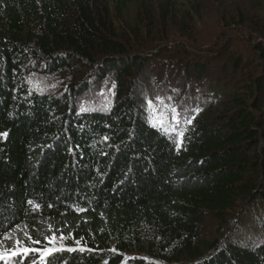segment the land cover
<instances>
[{
	"label": "trees",
	"instance_id": "trees-1",
	"mask_svg": "<svg viewBox=\"0 0 264 264\" xmlns=\"http://www.w3.org/2000/svg\"><path fill=\"white\" fill-rule=\"evenodd\" d=\"M243 7L0 0V251L28 249V264L43 252L37 264H264V44L227 95L190 61L176 69L191 109L179 91L147 107L137 95L209 10L224 37L251 18L264 36L262 6Z\"/></svg>",
	"mask_w": 264,
	"mask_h": 264
},
{
	"label": "rangeland",
	"instance_id": "rangeland-1",
	"mask_svg": "<svg viewBox=\"0 0 264 264\" xmlns=\"http://www.w3.org/2000/svg\"><path fill=\"white\" fill-rule=\"evenodd\" d=\"M223 1L227 6L229 3L234 5L235 4L243 5L245 11L246 9L251 10L254 7V5L256 7L262 6L263 8L262 10H264V0H223ZM213 8L217 9L215 6ZM215 12L216 10L207 11L208 16L204 18L205 21H202L200 23L201 24L200 26H197L199 31H197L196 38H194L191 43L185 41V39H182L181 41H185L187 45L181 46L179 48L177 47L175 50L172 49V51L170 52L171 54L169 55L170 57L166 58L164 62L167 60L170 63L173 62L174 68L165 65V67L159 69L158 66L160 65V61H162L161 57H158V59L157 58L154 59L153 63H149L147 69L144 70L145 72L143 73L142 76L143 81L139 82V84L142 83L141 86L144 85L145 87H141V88L138 87V89L140 88L142 90V93L137 94L142 99V101L140 100L142 102V105L144 104V106H146V102L148 100L149 103H151L154 99H156L155 101L166 102L168 101V98H170V95H172V92H174L175 90L176 93L178 91L181 93L178 100L181 99V97L183 96L182 104L185 105L186 109H191L190 107L194 106L188 102H195L198 100V99L195 100L194 93L196 94V91L191 90L190 92L186 87L180 88L182 86L180 84L184 82L183 80H181L182 76L184 75L183 73L180 72V70L184 68V66L181 65L179 67L180 70L176 68L183 61H190L189 64L190 63L193 65L200 64V66H204L203 71H207L205 75L211 79V82L214 81L215 79H217V81L220 80L218 86L214 90L215 95H218L219 93L222 94L225 93L227 95V93H229L234 88H236L237 84L239 83V79L242 78V75L245 77L247 74H251V72H253L252 70L254 69V67H252V65L257 63V57L253 52L254 46L261 42L264 44V36L260 37L259 35L253 33L254 32L253 26H255L254 19L251 18L252 20L247 21L244 27L241 26H235L236 28L232 27L234 29H232V31H230L227 34V36L224 37L223 33L225 32L224 31L225 24L217 25L214 19L208 21V18L212 17L215 14ZM253 12L254 11H252V13ZM252 13H250V15ZM261 15H264V11H262L258 15V18L264 21V16ZM217 27H218V31L220 30V32L218 34L215 33V35L212 36L213 32L217 30ZM172 40L173 41L169 39V43L180 42L179 39L174 37L172 38ZM181 43L182 42L177 44H181ZM213 43H215V45H213ZM193 44L197 46L193 47L192 46ZM212 47H215L212 52L206 51L207 49H211ZM184 48L186 49L187 53L183 52L185 50ZM211 55L213 56V58ZM231 58H233L234 60L233 64L235 65L237 64L239 65V67H236L235 65L234 68L231 67L233 65L230 63ZM152 70L156 71L155 73L156 75H158L157 74L158 72L160 74L159 76L161 75L165 76V73L170 72L171 76L173 77L156 78L157 80L156 79L153 80L149 76V72L152 73ZM111 76L113 75L112 74L107 75V78H110ZM198 76L200 75L198 74ZM148 83L150 84V86L146 85ZM193 85L194 84L191 83V87H193ZM104 87L105 86L103 85V88ZM159 87L163 88V90L161 91V93L157 94L156 98L152 97L149 99V97L147 98L144 97L145 94L150 93V91H152V93H155V91H157L156 89ZM222 90L224 92H222ZM92 93H93L92 91L88 92L89 99H93L94 94L91 95ZM209 99L210 97H205L206 101H208ZM206 101L205 103L201 102L202 105H207ZM256 219H260V217L256 216L253 218V222H255V225L257 226V222H259V220ZM258 235H260V233L257 234V239L259 241L260 236ZM0 253L3 254L2 252Z\"/></svg>",
	"mask_w": 264,
	"mask_h": 264
},
{
	"label": "snow or ice",
	"instance_id": "snow-or-ice-1",
	"mask_svg": "<svg viewBox=\"0 0 264 264\" xmlns=\"http://www.w3.org/2000/svg\"><path fill=\"white\" fill-rule=\"evenodd\" d=\"M173 112L175 113V109H173ZM176 118H177L176 115H173L172 119L175 120ZM188 122L190 123L191 121H188ZM4 135H6V134H4ZM181 135H182V133H181ZM24 251L27 252L28 249H24ZM15 254H16L15 251H13L11 253V255H15ZM0 258H2V257H0Z\"/></svg>",
	"mask_w": 264,
	"mask_h": 264
}]
</instances>
